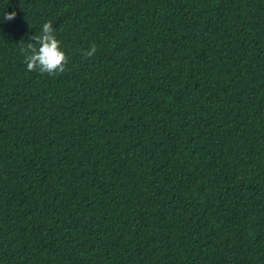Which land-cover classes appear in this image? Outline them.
<instances>
[{
	"label": "trees",
	"instance_id": "1",
	"mask_svg": "<svg viewBox=\"0 0 264 264\" xmlns=\"http://www.w3.org/2000/svg\"><path fill=\"white\" fill-rule=\"evenodd\" d=\"M0 264H264V0H0Z\"/></svg>",
	"mask_w": 264,
	"mask_h": 264
},
{
	"label": "clouds",
	"instance_id": "2",
	"mask_svg": "<svg viewBox=\"0 0 264 264\" xmlns=\"http://www.w3.org/2000/svg\"><path fill=\"white\" fill-rule=\"evenodd\" d=\"M2 17L4 21H11L16 17V12H3ZM55 29L52 22H46L42 26L40 35L31 37L27 44L25 63L29 71L39 70L40 73H47L49 75H56L65 71L67 64V56L61 50L60 42L54 35ZM34 41V42H33ZM36 45H39L37 48ZM97 48L93 44L90 50L84 51V56L91 58L96 53Z\"/></svg>",
	"mask_w": 264,
	"mask_h": 264
}]
</instances>
